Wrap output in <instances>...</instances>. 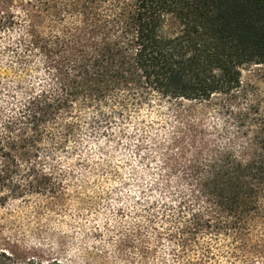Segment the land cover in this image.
Returning a JSON list of instances; mask_svg holds the SVG:
<instances>
[{
    "label": "trees",
    "instance_id": "1",
    "mask_svg": "<svg viewBox=\"0 0 264 264\" xmlns=\"http://www.w3.org/2000/svg\"><path fill=\"white\" fill-rule=\"evenodd\" d=\"M255 67L264 0H0V232L102 212L120 264H264Z\"/></svg>",
    "mask_w": 264,
    "mask_h": 264
},
{
    "label": "rangeland",
    "instance_id": "2",
    "mask_svg": "<svg viewBox=\"0 0 264 264\" xmlns=\"http://www.w3.org/2000/svg\"><path fill=\"white\" fill-rule=\"evenodd\" d=\"M256 70L259 69L255 67L245 70L244 81H254L264 75V71L258 73ZM99 215L100 218L92 216L87 220L57 219L52 222L47 234H39L34 228H4L0 232V250H10L22 263L35 259L42 262L57 260L61 264H120L113 254L107 252L108 247H101L100 241L106 238L88 240L84 235L83 227L88 228L92 223H100L105 218L104 213Z\"/></svg>",
    "mask_w": 264,
    "mask_h": 264
}]
</instances>
